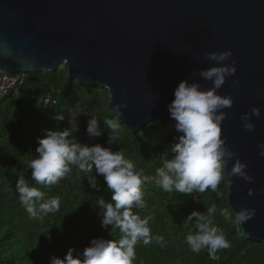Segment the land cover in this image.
I'll return each mask as SVG.
<instances>
[{"label": "water", "instance_id": "water-1", "mask_svg": "<svg viewBox=\"0 0 264 264\" xmlns=\"http://www.w3.org/2000/svg\"><path fill=\"white\" fill-rule=\"evenodd\" d=\"M229 49L237 72L217 93L233 99L223 110L233 153L225 175L239 159L252 182L232 177L227 202L235 216L255 210L240 226L246 240L264 244V0H0V72L66 67L70 81L108 92L112 116L126 105L120 123L131 133L157 122L180 136L168 109L175 89L184 80L211 89L199 75L217 66L206 54ZM253 107L261 116L246 131L241 118Z\"/></svg>", "mask_w": 264, "mask_h": 264}, {"label": "trees", "instance_id": "trees-1", "mask_svg": "<svg viewBox=\"0 0 264 264\" xmlns=\"http://www.w3.org/2000/svg\"><path fill=\"white\" fill-rule=\"evenodd\" d=\"M51 88L56 90V104L43 110L37 100ZM103 95L109 99L108 92L101 87L70 81L64 67L54 73L25 74L18 94L11 92L0 100V264H50L53 256L63 259L69 249H75L74 256H80L93 239L120 238L118 229L110 235L111 226L104 228L99 219L101 209L96 201L103 198L112 202V193L103 176L97 175L99 190L92 189L84 174L74 166L56 185L43 186L31 180L28 164L37 156L38 138H44L46 130L71 129L67 115L72 108H80L81 124L70 140L83 144L84 136L89 135L87 122L95 116L103 131L97 144L111 147L112 151L122 150L136 170H143V175H155L162 166L159 158L163 153L169 152L171 158L170 148L176 138L170 132L157 141L153 135L155 123L136 133L120 123L118 138L109 145L110 129L103 121L115 117L108 112L109 101ZM58 113L64 115L63 121L53 119ZM93 174L96 175L95 169ZM20 176L43 192L45 200L58 197L59 210L47 216L31 217L16 191ZM143 192L146 207L132 211L141 218L150 216L152 236L163 237L164 243L138 242L134 264H264V244L244 238L240 223L228 207L227 183L222 181L215 192L209 189L186 195L165 192L154 182H145ZM213 204L217 209L211 217L213 225L223 231L229 242V247L217 251V259L209 257L207 248L199 254L192 252L185 242L187 235L195 232V221L185 225L188 215L193 211L206 214L207 207Z\"/></svg>", "mask_w": 264, "mask_h": 264}, {"label": "clouds", "instance_id": "clouds-1", "mask_svg": "<svg viewBox=\"0 0 264 264\" xmlns=\"http://www.w3.org/2000/svg\"><path fill=\"white\" fill-rule=\"evenodd\" d=\"M232 57L233 52L230 49L206 54V59L215 61L217 66L202 69L199 75L212 82L211 89L202 90L199 83H189L187 80L180 82L175 89V98L168 105V109L171 119L175 121V129L181 135L171 145V158L169 152L163 153L159 158L163 163L156 169L154 176H145L142 169L136 170L133 162L125 158L122 150L112 151L111 147L100 144L88 146L70 140L69 137L79 130L75 121H70L71 129L46 130L44 138H38L37 156L28 164L31 180L43 186L56 185L74 166L84 174L92 189L99 190L97 175L103 176L112 193V202L103 198L96 201L101 209L99 219L104 228L111 226L110 235L113 236L117 229L120 233L119 239H93L91 246L86 247L80 256H74L75 249H69L63 259L53 256L50 264H134L135 246L138 242L142 240L148 245L155 240L156 243L163 244V237H153L151 234V217L141 218L132 211L133 208L146 207L143 192L145 182H154L165 192L186 195L203 193L209 189L215 192L222 181L229 183L232 177L237 176L252 182V177L244 172L246 165L239 159L225 175L226 157L231 159L233 153L222 138V122L227 118V113L223 110L232 107L233 99L217 93L227 78L237 72L236 61ZM230 60L231 64H228ZM125 107V104L115 105L111 109L115 119L103 121L110 129L109 145L118 138L122 109ZM253 115L259 118L260 108L253 107L250 115L242 116L246 131L255 130V125L250 122ZM64 118L59 113L53 117L56 121H63ZM86 131L91 137L103 135L95 116L88 120ZM259 147L264 149V144ZM260 155L264 156V151ZM93 169L96 175L93 174ZM16 191L20 203L33 218L47 216L59 210L58 197L45 200L44 193L32 186L24 176L18 177ZM249 195H252V190ZM216 210V205L213 204L207 207L206 214L193 211L185 221V225L195 221V232L187 235L186 244L197 254L207 248L211 259H217L216 253L219 249L229 247L223 231L213 225L211 217ZM254 215V209H242L236 213L235 220L243 223ZM225 216L231 219L226 213Z\"/></svg>", "mask_w": 264, "mask_h": 264}, {"label": "built area", "instance_id": "built-area-1", "mask_svg": "<svg viewBox=\"0 0 264 264\" xmlns=\"http://www.w3.org/2000/svg\"><path fill=\"white\" fill-rule=\"evenodd\" d=\"M24 80L25 74H18L15 77H10L0 72V100L11 92H13L14 94H18V89L24 83ZM55 94L56 90L54 88H51L48 94L40 97L37 100V105L43 110L52 108L56 104V101L54 99ZM70 121H75L78 126L81 124V111L78 106L72 108L69 111L67 115V122L70 126H72ZM98 140V137L85 135L83 144L93 146L98 143Z\"/></svg>", "mask_w": 264, "mask_h": 264}, {"label": "rangeland", "instance_id": "rangeland-1", "mask_svg": "<svg viewBox=\"0 0 264 264\" xmlns=\"http://www.w3.org/2000/svg\"><path fill=\"white\" fill-rule=\"evenodd\" d=\"M60 68L63 69L64 67H60ZM102 98L107 102L109 101L106 95H103ZM155 124H156V130L154 131L153 135L157 141H161L168 133L171 132V127L170 126L162 127L157 122H155Z\"/></svg>", "mask_w": 264, "mask_h": 264}]
</instances>
